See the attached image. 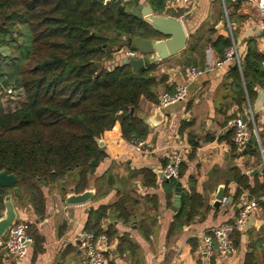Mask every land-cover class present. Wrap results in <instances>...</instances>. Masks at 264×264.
Instances as JSON below:
<instances>
[{
	"label": "trees",
	"instance_id": "obj_1",
	"mask_svg": "<svg viewBox=\"0 0 264 264\" xmlns=\"http://www.w3.org/2000/svg\"><path fill=\"white\" fill-rule=\"evenodd\" d=\"M147 1L155 12H164V0ZM125 2L131 7L139 0ZM119 31L145 38L157 34L144 20L110 8L105 0H0V170L18 176L13 186L0 185V217L8 192H12L16 207L31 204L39 220L45 218L47 211L45 187L53 188L72 178L76 182L75 191L83 192L88 187L89 175L108 156L98 139L117 124L127 141L144 140L149 134V125L139 115L140 101L147 98L157 102V89L167 79L156 75L158 63L148 64L138 73L123 64L122 59L113 67L103 65L112 61L124 46L138 50L135 44L129 46L118 36ZM232 44L229 35H220L214 41L221 58ZM263 60L264 53L249 40L241 66L236 62L230 65L232 81L225 99L240 107L248 100L252 102L254 85H264V71L260 68ZM8 89L24 94L21 105L13 111H7L2 100L3 91ZM222 108L227 111V104H222ZM232 117H227V121ZM258 134L264 148V131L258 130ZM233 137L234 129L230 128L220 139L229 142L233 155L238 156ZM243 154L260 158V142L254 134ZM186 169L187 164L182 162L180 178ZM230 171L232 180L238 184L235 200L245 190L251 197H264V174L262 179L255 175L252 182L240 167L232 165ZM140 173L147 185H156L152 169L141 168ZM189 184V190L183 189L181 206L168 236L192 222L204 206L192 177ZM127 202L128 197L121 196L112 204L90 208L85 230L100 235L108 215L129 221ZM261 205L264 211V200ZM156 225L157 219L152 216L137 222V228L147 237ZM26 226L34 239V264L44 250L45 237L35 224ZM107 233L111 238L117 233L113 223ZM259 235L250 243L243 264H262L264 229ZM232 239L238 247L241 241L238 229ZM73 250L71 245L64 248L53 264H66ZM126 251L131 264H144L141 248L129 234L120 236L117 246L120 256ZM2 257L0 251V264Z\"/></svg>",
	"mask_w": 264,
	"mask_h": 264
},
{
	"label": "crops",
	"instance_id": "obj_2",
	"mask_svg": "<svg viewBox=\"0 0 264 264\" xmlns=\"http://www.w3.org/2000/svg\"><path fill=\"white\" fill-rule=\"evenodd\" d=\"M163 13L182 19L188 33V42L179 57H170L158 63L156 75L166 76L167 79L157 89L158 101L147 98L140 101L139 115L148 120L150 129L144 144L138 146L132 140H125L117 124L106 136L100 138L108 156L96 167V172L89 175L86 189H94L91 200L82 204H69L66 201L76 186V182L70 178L68 187L58 184L53 188H44L47 208L44 219H38L31 204L16 207L19 219L35 224L45 237L44 250L38 254L34 264H53L59 252L69 245L74 250L68 254L66 264H86L80 239L86 231L88 210L112 204L121 196L128 197L126 206L131 214L130 220L126 222L108 215L102 223L105 233L110 224L115 225L117 233L112 238L107 233L110 245L105 248V254L120 264H131L128 251L121 256L117 253L119 237L123 234H129L139 244L144 264H243L250 243L256 241L264 229L261 205L264 197H251L245 190L235 200L238 184L232 180L230 171V166L236 165L250 176L252 182L255 175L263 178L261 167L264 165V148L258 130L264 131V85H254L252 102L248 100L240 107L238 103L225 99L232 81L229 77L230 65L235 61L207 70L208 64L223 59L214 45L220 35L231 36L232 42L235 41L237 45L240 60L248 52L249 40H253L258 50L264 53L257 0H195L182 6H168L164 2ZM119 52L122 53L121 50ZM119 62L114 60L115 64ZM178 84L187 87L186 99L165 107L162 121L151 125L161 93H174ZM225 103L227 111L222 108ZM250 111L254 115L257 129L254 135L260 142V158L243 154L245 149H237L238 156H234L231 144L220 139L230 129L227 126L230 119L243 118L244 115L248 117ZM229 116L233 117L227 121ZM251 125L253 128V122H250ZM208 137L212 139L208 140ZM196 143L198 145L195 147ZM175 153H183L182 162L187 164L183 177H179L183 189L189 190V179L192 177L196 182L197 193L203 197L204 206L192 222L168 236L170 225L179 210L172 209L175 185L168 182L170 185L167 187L164 184L166 181L156 171L162 170ZM141 168L153 170L156 185L145 183ZM222 186L229 199L228 204L215 206L216 195ZM249 199L260 200V209L249 215L243 229H238L241 241L238 247L234 245L235 252L226 258L219 254L204 253V236L213 227L234 222L243 203ZM146 216L157 219L154 232L149 237L137 228V222ZM0 251L3 253L1 264H32L33 245L22 259L6 254L1 248Z\"/></svg>",
	"mask_w": 264,
	"mask_h": 264
},
{
	"label": "built area",
	"instance_id": "obj_3",
	"mask_svg": "<svg viewBox=\"0 0 264 264\" xmlns=\"http://www.w3.org/2000/svg\"><path fill=\"white\" fill-rule=\"evenodd\" d=\"M195 0H165L168 6L188 5ZM237 1V0H231ZM257 8L260 14V27L263 31L264 38V0H257ZM125 55L130 57H138V50L127 48L121 49ZM235 61L241 66V60L238 55V48L233 41V44L225 50V57L217 62L210 63L207 70H213L216 66H222L228 62ZM260 68L264 71V60L261 62ZM12 92L13 89L6 90ZM187 97V87L183 84H178L174 93L162 92L160 95V103L157 108L163 110L165 107L173 105L177 102L184 101ZM250 122H253L254 127L251 128ZM227 126L234 129V143L237 149L243 151L253 134H257L256 125L254 123V115L250 111V116L244 120L242 117L230 119ZM138 146L144 144V140L134 141ZM183 161V153H175L171 161L162 169L161 178L164 179L175 177L179 179L180 164ZM228 197L224 196L221 204H228ZM260 209V200H246L234 222H225L219 226L213 227L208 234L204 236V248L208 255L219 254L220 257H230L235 252V247L232 241V234L235 229H243L249 215ZM34 239L28 233L26 223L19 219L13 222L3 238L0 248L6 254L17 259L26 257L30 247L33 245ZM110 245V239L107 233L103 232L96 235L92 231H85L80 239V248L85 255L86 264H120L117 261L110 260L105 254V248Z\"/></svg>",
	"mask_w": 264,
	"mask_h": 264
},
{
	"label": "water",
	"instance_id": "obj_4",
	"mask_svg": "<svg viewBox=\"0 0 264 264\" xmlns=\"http://www.w3.org/2000/svg\"><path fill=\"white\" fill-rule=\"evenodd\" d=\"M105 4L110 8L118 11H127L135 17L144 20L156 31V35L152 37H141L124 35L120 31L117 33L129 46L134 44L137 46L140 55L138 57H130L124 55L122 58L123 64H128L132 67L134 73L140 72L148 64L159 63L170 57H179L185 50L188 42V33L181 18L169 13H157L150 2H139L137 5L128 7L125 0H105ZM163 118V110L156 108L154 122L150 123L154 126L161 122ZM246 120L247 116L244 115ZM148 124V120L144 118ZM99 145H104L103 140L98 139ZM95 165V161H92ZM264 171V165L261 167ZM158 176H162V170L156 171ZM166 182L175 185V198L172 209L177 211L181 206V198L183 191L182 181L175 177L166 178ZM18 181V176L14 173H9L7 170H0V185L3 187H11ZM66 198L69 204H82L91 200L94 196V189H85L83 192H75L73 187ZM225 196L224 187H220L216 195L215 206L221 205V200ZM5 209L0 217V244L5 237L7 231L13 222L19 217L15 206V201L12 192H8L4 198ZM206 253V251H204Z\"/></svg>",
	"mask_w": 264,
	"mask_h": 264
},
{
	"label": "rangeland",
	"instance_id": "obj_5",
	"mask_svg": "<svg viewBox=\"0 0 264 264\" xmlns=\"http://www.w3.org/2000/svg\"><path fill=\"white\" fill-rule=\"evenodd\" d=\"M111 36L112 37L114 36L113 33L111 34ZM122 49L126 50L127 47L124 46ZM122 53H120V52H118V54L116 53L115 58L112 61H108L106 63H103V65H107V64H112V65L114 64L115 65L114 60H115V62H119L122 55H123ZM2 100H3V103H4L6 110L7 111H13L21 105L22 101L24 100V94L22 91H19V90L18 91L13 90L12 92L3 91ZM95 172H96V168H95L93 173H95ZM68 184H69L68 180L66 182L62 183V185L67 186V187L69 186Z\"/></svg>",
	"mask_w": 264,
	"mask_h": 264
}]
</instances>
